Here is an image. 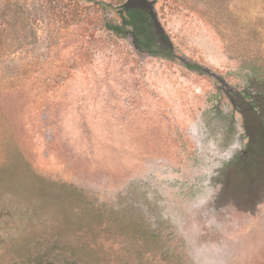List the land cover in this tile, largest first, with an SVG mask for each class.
<instances>
[{"label":"rangeland","instance_id":"1","mask_svg":"<svg viewBox=\"0 0 264 264\" xmlns=\"http://www.w3.org/2000/svg\"><path fill=\"white\" fill-rule=\"evenodd\" d=\"M128 1L0 0V264H264V0Z\"/></svg>","mask_w":264,"mask_h":264},{"label":"trees","instance_id":"2","mask_svg":"<svg viewBox=\"0 0 264 264\" xmlns=\"http://www.w3.org/2000/svg\"><path fill=\"white\" fill-rule=\"evenodd\" d=\"M139 3L141 0L124 3L117 12L120 23L107 22L105 29L116 37L130 39L131 46L137 54L170 60L173 51L171 44L158 27L154 13L148 8L141 7ZM47 253L32 257L29 255L26 259L27 264H77L66 257L49 259Z\"/></svg>","mask_w":264,"mask_h":264},{"label":"flooded vegetation","instance_id":"3","mask_svg":"<svg viewBox=\"0 0 264 264\" xmlns=\"http://www.w3.org/2000/svg\"><path fill=\"white\" fill-rule=\"evenodd\" d=\"M260 138L261 139H264V130L260 133ZM264 142V140L262 141V143ZM252 148V149H251ZM250 149L251 150H254L255 149V146L254 145H252L251 147H250V139L248 140V145H247V147L245 148V153H246V158H247V161L249 162V157L251 156V151H250ZM262 149H264V143H263V146H262ZM247 162V163H248Z\"/></svg>","mask_w":264,"mask_h":264}]
</instances>
